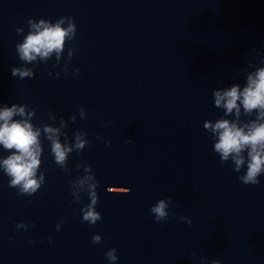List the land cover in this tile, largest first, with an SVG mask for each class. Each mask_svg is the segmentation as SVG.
<instances>
[{
	"label": "water",
	"instance_id": "1",
	"mask_svg": "<svg viewBox=\"0 0 264 264\" xmlns=\"http://www.w3.org/2000/svg\"><path fill=\"white\" fill-rule=\"evenodd\" d=\"M249 59H264V0H128L86 162L102 219L82 222L79 204L71 264H109L111 248L115 264H264V176L242 184L203 128ZM167 197L174 215L156 223Z\"/></svg>",
	"mask_w": 264,
	"mask_h": 264
},
{
	"label": "clouds",
	"instance_id": "2",
	"mask_svg": "<svg viewBox=\"0 0 264 264\" xmlns=\"http://www.w3.org/2000/svg\"><path fill=\"white\" fill-rule=\"evenodd\" d=\"M27 26V34L15 45L16 54L22 64L12 67L11 75L20 80L32 79L36 73L34 67L29 65L38 66L53 57L54 67H59L61 61H64L61 71L67 75L68 65L77 51L75 44H70L75 42L77 36L74 18L62 16L55 22L44 18H29ZM16 32L23 34L24 28L17 27ZM241 72L244 74L243 85L235 82L213 90L214 107L222 110L223 115L215 120H205L203 128L211 134L213 151L219 156L220 162L231 161L233 172L238 174L237 179L244 185L255 186L260 185V178L264 176V59H261L259 64L249 59ZM73 74L79 75L80 69H73ZM55 75L58 77L60 73ZM79 115L81 119L87 118L83 108L79 109ZM36 117L35 108H29L27 104H0V146L9 153L7 156L0 155V172L9 178L8 186L16 189L17 194L21 196L35 195L46 182V174L41 171L45 140L48 142L53 162L66 173H71L68 164L70 155L73 152L80 153L90 145L88 134L79 129L75 130L73 139L69 140L65 131L68 121L64 117H57L49 112L48 120L51 123L41 120L39 125L33 123ZM69 120L75 122L76 116H70ZM97 139L103 137L98 135ZM125 143H132V140H126ZM105 146L110 147L111 141H105ZM76 168H82L83 174L77 176L69 185L73 202L82 205L79 209L81 221L94 226L102 219L101 212L97 210V189L100 181L89 164L78 163ZM81 193L88 196V203H83ZM171 204L172 198L167 197L150 206L149 211L156 223L165 222L170 215H174L169 211ZM180 219L189 225L192 224V220L187 217ZM62 223L63 221H60L56 224L57 231L61 229ZM28 226L25 222L16 225L18 229L25 230ZM51 239L52 237H49L50 242ZM92 242L102 244V236L93 235ZM105 256L109 264H115L118 260L117 249H109ZM206 259L202 258L201 264H204ZM210 264H221V261L214 259Z\"/></svg>",
	"mask_w": 264,
	"mask_h": 264
}]
</instances>
